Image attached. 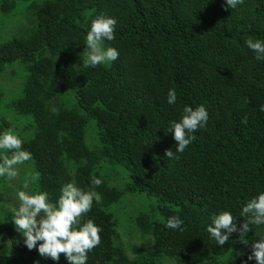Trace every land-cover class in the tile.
<instances>
[{
    "label": "trees",
    "instance_id": "1",
    "mask_svg": "<svg viewBox=\"0 0 264 264\" xmlns=\"http://www.w3.org/2000/svg\"><path fill=\"white\" fill-rule=\"evenodd\" d=\"M26 3L30 34L0 45V76L17 62L27 75L10 99L0 88V130L15 129L32 153L25 166L32 169L33 191H47L54 201L65 183L75 182L100 194L85 214L102 228L87 264H256L248 256L264 226L251 225L246 237L232 233L218 246L207 225L219 210L239 215L247 199L264 191V59L245 43L264 40V0H243L235 9L225 0ZM18 5L0 0V15ZM100 13L117 20L115 40L106 45L120 55L85 67L76 52L84 51L90 21ZM170 88L177 91L175 105L167 104ZM200 104L209 113L207 126L178 159H169L165 153L175 152L176 141L168 122L185 105ZM93 177L102 183L91 184ZM0 183V234L12 244L0 264H69L63 253L53 261L27 249L3 177ZM125 194L158 200L136 216L152 243L133 245V258L120 243V218L112 211ZM173 215L183 220V231L165 227Z\"/></svg>",
    "mask_w": 264,
    "mask_h": 264
},
{
    "label": "clouds",
    "instance_id": "2",
    "mask_svg": "<svg viewBox=\"0 0 264 264\" xmlns=\"http://www.w3.org/2000/svg\"><path fill=\"white\" fill-rule=\"evenodd\" d=\"M243 0H225L226 7L237 8ZM117 20L100 13L90 21L86 32L85 47L82 53L83 66L96 68L108 65L119 58L115 47L107 46L106 42L115 40ZM247 47L256 53L257 59H264V40L248 39ZM177 103V91L170 88L167 92V104ZM209 113L204 104L198 106L185 105L178 120L168 122V132L176 141L175 152L167 150L165 156L178 159L176 153H183L195 140L194 133L207 126ZM247 123V116L242 118ZM20 134L13 128L0 130V177L14 180L23 166L32 159V153L24 147ZM102 181L93 177L91 184L99 186ZM100 194L85 190L75 182H67L61 188L58 197L53 201L44 190H29L25 181L16 189V205L11 209L15 229L24 238L28 250L36 249L41 257L59 261L63 253L69 264H87L88 253L100 245L102 228L92 219L86 218L91 211L93 201L99 202ZM237 217L244 218L239 225ZM183 220L179 215L166 219L165 227L183 231ZM251 225L264 226V191L247 199L240 214L234 216L230 210L223 209L214 213L207 225V232L218 246L228 242L232 233L246 237L251 231ZM223 230V231H222ZM245 244L246 239H241ZM256 264H264V236L252 245L248 260Z\"/></svg>",
    "mask_w": 264,
    "mask_h": 264
},
{
    "label": "rangeland",
    "instance_id": "3",
    "mask_svg": "<svg viewBox=\"0 0 264 264\" xmlns=\"http://www.w3.org/2000/svg\"><path fill=\"white\" fill-rule=\"evenodd\" d=\"M28 3L25 4V0H19L18 9L16 12L10 14L7 17L0 15V45L13 38L27 37L32 29L33 19L29 15ZM76 53L82 54L83 51ZM79 62H83L82 57L78 58ZM27 75L20 62L10 66L9 69L0 76V88L6 93L7 99L10 96H14V93H20ZM7 102V101H6ZM5 102V103H6ZM5 103L2 110H4ZM8 119H12L11 113H4ZM91 124H95L94 121H90ZM88 141V140H87ZM19 175L12 181L6 178L3 180L7 183L10 197L7 200L8 205L13 208L16 205L15 192L17 188L27 181L29 183V190H32V169L31 167L19 166ZM111 170H107L109 173ZM116 183L123 184L122 179H118ZM0 185H2L0 183ZM4 186V185H3ZM146 194H125L123 198L117 203L112 211L117 218H120V243H122L130 258L134 257L133 245H138L144 248H148L149 243H152V238L143 236L139 227L136 225V216L145 213L158 205V200L148 198ZM141 212V213H140ZM140 213V214H139ZM135 216V218H133ZM12 249V244L8 237H3L0 234V253H8ZM167 264H176L173 260H168Z\"/></svg>",
    "mask_w": 264,
    "mask_h": 264
}]
</instances>
